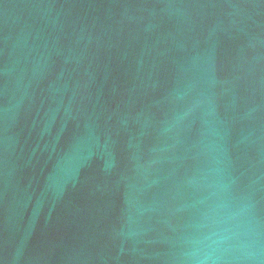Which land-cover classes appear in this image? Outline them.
I'll use <instances>...</instances> for the list:
<instances>
[{
  "label": "water",
  "instance_id": "obj_1",
  "mask_svg": "<svg viewBox=\"0 0 264 264\" xmlns=\"http://www.w3.org/2000/svg\"><path fill=\"white\" fill-rule=\"evenodd\" d=\"M217 196L264 219V0H0V264H184Z\"/></svg>",
  "mask_w": 264,
  "mask_h": 264
},
{
  "label": "clouds",
  "instance_id": "obj_2",
  "mask_svg": "<svg viewBox=\"0 0 264 264\" xmlns=\"http://www.w3.org/2000/svg\"><path fill=\"white\" fill-rule=\"evenodd\" d=\"M180 258L184 264H264V219L250 203L210 198Z\"/></svg>",
  "mask_w": 264,
  "mask_h": 264
}]
</instances>
